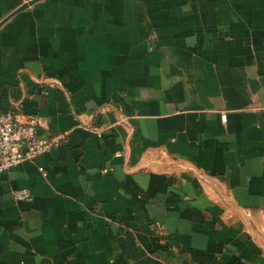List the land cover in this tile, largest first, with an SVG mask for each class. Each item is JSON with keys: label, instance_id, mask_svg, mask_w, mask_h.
Returning a JSON list of instances; mask_svg holds the SVG:
<instances>
[{"label": "crops", "instance_id": "0c3cea01", "mask_svg": "<svg viewBox=\"0 0 264 264\" xmlns=\"http://www.w3.org/2000/svg\"><path fill=\"white\" fill-rule=\"evenodd\" d=\"M8 109L0 264H264V0H0Z\"/></svg>", "mask_w": 264, "mask_h": 264}, {"label": "built area", "instance_id": "2783aa9c", "mask_svg": "<svg viewBox=\"0 0 264 264\" xmlns=\"http://www.w3.org/2000/svg\"><path fill=\"white\" fill-rule=\"evenodd\" d=\"M221 121L226 122V114H221ZM38 128L36 115L16 109L0 110V173L21 162L32 161L61 143L57 137L39 135ZM101 131L100 128L97 134L100 135ZM11 195L18 201L32 198L30 190L26 188L14 189ZM155 226L159 227V222H155Z\"/></svg>", "mask_w": 264, "mask_h": 264}]
</instances>
